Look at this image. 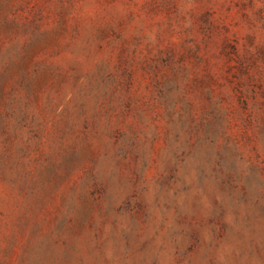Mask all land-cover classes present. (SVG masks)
Returning <instances> with one entry per match:
<instances>
[{
    "label": "rangeland",
    "instance_id": "rangeland-1",
    "mask_svg": "<svg viewBox=\"0 0 264 264\" xmlns=\"http://www.w3.org/2000/svg\"><path fill=\"white\" fill-rule=\"evenodd\" d=\"M0 264H264V0H0Z\"/></svg>",
    "mask_w": 264,
    "mask_h": 264
}]
</instances>
